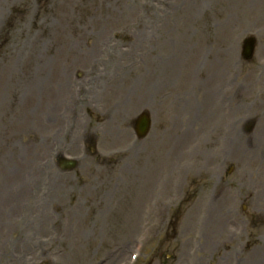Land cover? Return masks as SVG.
<instances>
[{
  "label": "rangeland",
  "instance_id": "374dc122",
  "mask_svg": "<svg viewBox=\"0 0 264 264\" xmlns=\"http://www.w3.org/2000/svg\"><path fill=\"white\" fill-rule=\"evenodd\" d=\"M138 241L137 264H264V0H0V264Z\"/></svg>",
  "mask_w": 264,
  "mask_h": 264
},
{
  "label": "water",
  "instance_id": "95a60500",
  "mask_svg": "<svg viewBox=\"0 0 264 264\" xmlns=\"http://www.w3.org/2000/svg\"><path fill=\"white\" fill-rule=\"evenodd\" d=\"M253 48H254V44L253 42L252 43H249L247 45V47L245 48V53L247 54V57L250 58L252 56V53H253ZM139 129H140V132L142 135H145L149 129V126H148V121L146 120V117L143 116L140 118L139 120ZM61 166L63 168H66V169H70V170H73L76 168L77 166V163L76 162H65L64 160H61Z\"/></svg>",
  "mask_w": 264,
  "mask_h": 264
},
{
  "label": "bare ground",
  "instance_id": "6f19581e",
  "mask_svg": "<svg viewBox=\"0 0 264 264\" xmlns=\"http://www.w3.org/2000/svg\"><path fill=\"white\" fill-rule=\"evenodd\" d=\"M115 111L119 113V110H118V109H115ZM135 148H136V146H133L131 149L134 150ZM76 207H78V206L76 205ZM74 212H75V211H74ZM75 213H76V212H75ZM144 252H145V249L143 250L141 256L143 255Z\"/></svg>",
  "mask_w": 264,
  "mask_h": 264
}]
</instances>
